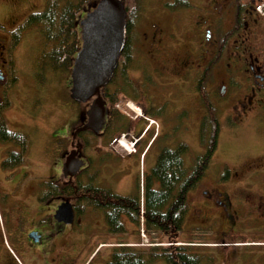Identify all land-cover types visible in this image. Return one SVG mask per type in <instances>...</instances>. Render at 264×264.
Wrapping results in <instances>:
<instances>
[{"label":"flooded vegetation","instance_id":"1","mask_svg":"<svg viewBox=\"0 0 264 264\" xmlns=\"http://www.w3.org/2000/svg\"><path fill=\"white\" fill-rule=\"evenodd\" d=\"M186 1L190 7L183 8L189 10L193 5ZM167 3H162L163 11H157L163 19L174 13ZM147 7H143L141 14ZM197 9L200 38L192 51L193 44L188 39H179L180 33H169L156 22L145 23L146 31L137 36L133 31L141 14L129 31L127 22L125 46L115 71L99 91L105 107L100 130L79 129L87 120L86 110L93 98L86 103L73 100L80 113L69 130V145L70 149H78L77 156L83 165L71 178L63 176L62 165L59 166L57 176L51 179L61 189L56 194H46L45 178L35 173V167L43 164L44 150L33 154L26 99L15 102L16 94L10 96L14 90L8 92L13 84L10 56L30 29L20 30L22 21L6 38L0 37V232H5L2 242L8 254L0 264H28L23 254L42 246L51 249L56 244L59 249L56 264L61 261L70 264L76 250L73 227L83 221L89 226L86 217L101 214L90 201L103 200L105 212L124 216L119 207L120 196H125L122 193L127 187L129 194L134 193L139 185L141 199L144 182L158 184L153 170L162 151L179 150L178 165L186 169L192 158L211 148L209 162L212 161L225 138L230 144L226 146L231 148L232 142L239 144L247 134L251 139L246 150H232L229 163L217 161L223 170L216 181L223 185H231L232 179L247 183L259 212L253 215L261 223L264 235V181L253 174L264 170V0H211ZM152 11L155 10L149 13ZM175 19L176 26L179 19ZM184 44L187 55L182 49ZM190 122L195 125L193 134L198 148L195 150L194 145L193 151L189 145ZM185 146L187 151L180 154ZM95 163L100 166L94 167ZM241 164H248L244 174L239 171ZM127 165L138 167L132 179ZM89 166L96 168V172L87 171L83 175ZM98 171L103 176L97 175ZM61 182L65 183V190ZM84 184L93 186L82 192ZM236 193L240 191L232 185L231 194L218 186L204 192L205 199L215 203L222 224L229 223L230 231L237 221L232 200ZM63 203H68L72 212L68 224L54 217ZM93 221L99 226L98 219ZM251 242L249 247L261 249L263 259L264 239ZM39 251L46 262L48 253L45 249Z\"/></svg>","mask_w":264,"mask_h":264},{"label":"rangeland","instance_id":"2","mask_svg":"<svg viewBox=\"0 0 264 264\" xmlns=\"http://www.w3.org/2000/svg\"><path fill=\"white\" fill-rule=\"evenodd\" d=\"M96 1L92 0L88 4V9L94 6ZM147 1H153V3H146L145 7L147 5L148 7L141 14L137 27L133 32L139 36L142 32L146 31L143 27L145 23L156 22L165 26L166 31L169 33H180L179 39H188V42L193 44V46L190 45V51H192L200 38L199 29L201 21L197 12L198 5L208 3L211 0H188L193 5L192 8H189V10H184L185 8L177 9L173 11L174 13L166 16L167 20L163 19L164 16H161L160 13L157 14V11H163L162 3L164 1L172 3L174 0ZM43 7L44 0H0V37H7L29 14L41 11ZM151 10L155 11H152L150 14ZM175 18L179 19L176 26L177 20ZM30 28V26L26 27L22 31ZM41 38L42 36L37 26L26 32L22 40L20 38L21 42L19 41L20 44L16 47V52L13 56H10L8 62L9 69L12 72L10 78L13 82L8 92L14 90L10 96L13 98L14 94H16L15 98H13L15 102H18L19 99H26L25 107L29 115L30 145L32 150H34L33 154H36L37 150H44L43 164L40 163L39 167H35V173L42 174L45 180H51L54 176H57L59 166L62 165L63 158L70 149L69 130L73 128L74 121H77V114L80 111L69 97V69L66 71L61 69L51 70L46 65L47 61L44 58L41 62V57L36 63ZM172 45H175L174 41ZM182 49L187 55L185 44ZM85 107V105L81 107V113L83 114ZM17 113L18 111L15 114ZM194 127L195 125L190 122L189 145L191 146V151H193L194 145L196 147L195 150L198 149L195 140L196 136L193 134ZM247 136L239 144L232 142L231 148L226 146V143L230 145L226 138L223 144L221 142L218 151L213 155L212 161L209 162V166L201 182L187 195L188 209L182 228L175 235L181 245L187 244L207 259L209 258L210 264H264V257L262 259L260 254L261 249L249 247L250 243H252L251 241H262L264 235L262 234L261 223L256 222L253 215H258L259 212L257 202L251 199L246 186L247 183L244 180L237 181L232 179L231 181L232 187L234 186L240 191V193H236L232 198L233 206L237 211V221L234 223V228L231 231L227 230L229 228L228 222L222 224L215 203L212 200L205 199L206 194H204L205 191H210L214 186H218L222 191L231 194V185L219 184L216 181L217 179L220 180L221 171L223 170L217 161L225 160L229 163L231 155L233 157L232 150H246L251 139L250 134H247ZM233 144H235V147ZM152 153H155V150ZM247 165L241 164L239 166L240 173L244 174L247 171ZM93 166L99 167L100 165L95 163ZM126 169L131 174V176L128 175L131 178L137 173L138 167L136 165H127ZM96 170V168H91L90 166L85 169V171L93 173ZM253 174L264 181V170L254 171ZM97 175L103 176L100 171L97 172ZM65 187V183L61 182V188L65 190ZM240 188L243 190H240ZM129 193L130 187H127L122 194L127 195ZM100 216L101 214L98 213L97 217L87 216L85 220L89 221V226H86V223L83 221L81 224H75L73 227V242L76 245V250H74L73 261L70 264H104L109 258L111 248L118 241H137V227L127 219L123 218L127 235H114L107 232ZM93 219L101 221L99 226H96L94 221L92 222ZM0 223H2L1 218ZM223 228L226 230L225 232ZM1 231L0 262L8 256L2 242L5 238V232ZM145 236L148 243L144 242V246L142 247L147 248V244L150 243L151 239L159 241V244H161L162 237L160 234L152 236L145 234ZM233 241L238 246L234 245ZM11 247L15 249L13 245ZM39 249H45V253H48V257L45 259L46 262L42 261L43 258L40 256L41 251ZM39 249H31L28 255L23 254L28 264H56L59 258L57 244L51 249L43 246ZM58 264H66V262L61 261ZM150 264H166V262L160 258Z\"/></svg>","mask_w":264,"mask_h":264},{"label":"trees","instance_id":"3","mask_svg":"<svg viewBox=\"0 0 264 264\" xmlns=\"http://www.w3.org/2000/svg\"><path fill=\"white\" fill-rule=\"evenodd\" d=\"M121 1L127 11L128 31L131 24L139 18L145 3L153 2ZM90 2L92 0H44L41 11L26 17L20 30L37 26L42 36L36 63L41 57V62L44 58L51 70L70 69L80 44L79 20L91 8L88 9ZM165 5L171 11L190 7L186 0H174ZM184 148L180 150V154L187 151V146ZM178 151L175 149L170 152H161L158 165L153 170L158 184L144 182L142 203L139 185L134 193L120 196L122 206L119 207L122 208L124 216L105 212L103 200L95 199L89 202L101 212L107 232L110 234L127 233L123 218L137 227L142 218L144 228L149 235L160 234L162 237L160 245L147 246V248L124 245L128 242L118 241V244L122 245L112 247L109 258L104 264H150L160 258L166 264L211 263L209 258L207 259L191 246L179 244L180 241L175 235L181 230L188 209L187 195L204 177L213 149L211 148L203 155H196L186 169L178 165ZM83 175L86 176L87 171H84ZM92 186V184H84L80 189L82 192H88L87 189H91ZM44 187L46 194H56L61 190L53 180H46ZM141 206L143 213H141Z\"/></svg>","mask_w":264,"mask_h":264},{"label":"water","instance_id":"4","mask_svg":"<svg viewBox=\"0 0 264 264\" xmlns=\"http://www.w3.org/2000/svg\"><path fill=\"white\" fill-rule=\"evenodd\" d=\"M81 46L70 71L72 100L85 103L94 97L86 110L87 120L79 129L94 132L104 123L105 107L99 89L111 79L118 58L125 46L127 32L126 11L121 0H97L95 6L79 21ZM73 144V142H71ZM78 149H71L62 163V175L70 178L77 174L83 161ZM54 217L70 223L72 212L68 203L61 204Z\"/></svg>","mask_w":264,"mask_h":264},{"label":"bare ground","instance_id":"5","mask_svg":"<svg viewBox=\"0 0 264 264\" xmlns=\"http://www.w3.org/2000/svg\"><path fill=\"white\" fill-rule=\"evenodd\" d=\"M124 145H125V143H124Z\"/></svg>","mask_w":264,"mask_h":264}]
</instances>
